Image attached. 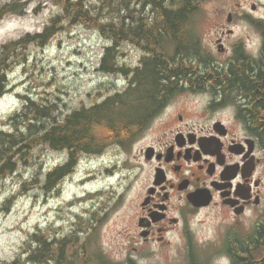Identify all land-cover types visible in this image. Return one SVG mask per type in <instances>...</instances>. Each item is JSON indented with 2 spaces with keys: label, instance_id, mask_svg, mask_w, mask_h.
<instances>
[{
  "label": "rangeland",
  "instance_id": "rangeland-1",
  "mask_svg": "<svg viewBox=\"0 0 264 264\" xmlns=\"http://www.w3.org/2000/svg\"><path fill=\"white\" fill-rule=\"evenodd\" d=\"M26 1L30 8L25 16L9 14L0 20V47L4 42L27 31L41 30L49 17L60 11V8L53 6L50 1ZM86 1L93 12L98 14L99 23L78 24L75 28L69 25L65 28L66 31L55 37L45 49L31 47L34 49L35 58L26 67L27 74L22 67L14 68L15 72L11 75L14 86L0 99V119L21 106L22 92L31 91L37 98L49 97L55 100L60 105L63 116L73 109L102 101L106 95L115 92V89H124L127 85L128 80L124 74L105 75L97 71L105 46L101 34H108L106 32L110 19L119 21L122 16L129 14L128 19L131 22L132 16L135 15L144 24H151V17L157 16V13L150 7H143L144 1L141 4L140 0H133L129 10L104 8L100 12L97 9L100 6H108L109 1ZM254 5L255 10L252 8ZM36 8L40 10L39 13L35 12ZM230 16L232 21H229ZM255 18H264V0L203 1L186 27L191 32L190 44L194 48L192 55L195 61L199 58L206 59L204 55L199 54L198 48L205 50L206 54L213 53L217 61H226L225 57L230 52L224 54L225 47L240 38L247 40V51L249 49L250 52H255L263 39L260 28L250 20ZM222 28L226 34L221 38L227 35L225 44L222 43L223 53L218 50L217 44ZM226 28L233 31L229 30L227 33ZM122 48L118 53L119 61L130 69L139 61L141 52L128 42H125ZM173 49L172 46L166 45L163 50L171 52ZM204 104V96L188 94L178 95L171 106H174V112L176 109H182L181 112L186 113L191 122H196L201 119ZM169 109L170 113H173L172 108ZM156 127V124L150 127L142 139L138 140V136L133 142V147L127 149L128 153L121 156L122 162L125 158L130 161L125 167L140 165L138 150L154 138L158 130ZM36 155L38 158L32 166L22 168L18 175L8 180L0 181V264H4L2 262L5 260H13L19 253L20 256L24 255L19 260L21 264H35L29 262L26 253L24 254L27 247L25 243L29 241L30 234L40 228L51 238L54 235L72 236L76 248L85 245L84 255L87 263L76 257L73 264H99L95 258L99 253L105 260L121 264L131 250L127 233L135 231L134 216L137 215V200L143 183L140 176L143 173L132 179L128 175L121 177V174L111 178L113 186H120L117 189L123 193L122 198L115 197V189L110 185L108 176L119 173L123 166L120 164L119 168H114L115 171L109 174L105 168L108 164L107 152L102 158L87 156L81 159L74 173L62 183L58 192L45 194L37 184L36 187L26 189L24 194H18L23 180L30 181L37 173L39 182H44L46 173L56 165L65 163L67 156L66 153L42 149L38 150ZM143 165L147 168L144 159ZM12 195L16 198L10 202L12 205L7 210L4 204L6 199L13 197ZM260 213L261 211L257 210V215ZM224 217L225 214L219 208L202 210L196 215L192 224L199 248L204 247L203 245L208 247V243L223 239ZM256 217L247 219L246 222L241 221V232L247 233ZM258 257L261 256L258 254ZM210 262L228 264L220 255L211 257ZM182 263V260H176L174 253L167 249L139 260V264Z\"/></svg>",
  "mask_w": 264,
  "mask_h": 264
},
{
  "label": "trees",
  "instance_id": "trees-1",
  "mask_svg": "<svg viewBox=\"0 0 264 264\" xmlns=\"http://www.w3.org/2000/svg\"><path fill=\"white\" fill-rule=\"evenodd\" d=\"M52 1L61 7L62 15L53 17L42 33L27 34L3 47L0 56V98L7 92L9 73L13 66L27 60V49L30 45L45 47L55 35L65 29V24L99 23L98 14L93 12L86 0ZM101 1H109L108 6H100L98 12L104 8L129 10L133 0ZM143 1V7H150L157 13L156 18L151 17V24H144L135 15L132 16L131 22L128 19L130 15L127 14L119 21L110 19L106 32L108 34H103L111 40L113 46L106 49L100 70L131 75L129 88L124 91L116 89V92L104 101L90 107L71 110L65 116H62L60 106L55 100L47 98L41 101L24 95V107L10 118V127L7 130L0 128V180L18 172L20 163L26 168L32 166L38 158L33 153L36 148L48 146L52 150L68 152L66 164L55 166L42 184L38 177L34 179L44 192L53 190L73 171L82 153H99L113 143L126 146L140 135L170 97L184 87L185 82L202 85L217 76L219 82H231V88L236 91L237 97H246L253 101L252 107L247 110L252 114L250 116L255 125L261 124L264 127V120L256 121L262 118L260 115H264V62L257 68L247 60H238L237 64L230 66L229 72L208 69L203 77L193 79V68L197 63L192 55L194 48L189 42L186 27L189 18L199 9L200 4L207 0H140L141 4ZM28 4L25 0L0 2V20L10 13L25 14ZM125 40L143 46L150 53L151 56L145 58L147 61L144 60V66L132 70L121 67L117 52L122 48V44L129 42ZM169 42L178 47L174 59L166 56L163 51L164 43ZM262 132L264 140V128ZM26 185L27 183L24 187ZM15 198L13 196L9 200ZM33 236L31 241L35 243V247L30 245L27 251L28 260L31 262L73 264L77 257L87 263L84 255L85 245L76 248L72 236H53L48 239L49 237L40 231ZM241 248V245L233 246L234 251ZM243 249L246 254L238 251L237 264H245L249 258L253 259L252 254H259L261 257L264 255V223L260 225L258 239L253 247L251 245ZM95 258L99 264H114L105 260L101 254L95 255ZM12 264L21 262L17 260ZM258 264H264V258Z\"/></svg>",
  "mask_w": 264,
  "mask_h": 264
},
{
  "label": "flooded vegetation",
  "instance_id": "flooded-vegetation-1",
  "mask_svg": "<svg viewBox=\"0 0 264 264\" xmlns=\"http://www.w3.org/2000/svg\"><path fill=\"white\" fill-rule=\"evenodd\" d=\"M237 60L243 61L244 56ZM193 69L196 80L203 77L207 67L196 64ZM218 79L219 76L213 77L202 85L185 82L183 87L219 94V101L208 99L205 103L204 111L210 113L212 109L215 117L208 119L202 114L200 120L191 122L182 109L174 112L173 103L169 104L154 123L158 128L154 138L138 150L144 185L137 200L135 231L127 234L128 243L137 255L174 249L175 255L185 258L188 248H194L191 215L219 208L225 214L227 232L241 221L254 219L257 209L264 206V148L257 140H262L264 127L255 125L247 110L253 101L246 97L231 98V82ZM236 107L245 110L242 114L245 122L233 113ZM260 116L264 118L263 114ZM262 118L256 121L262 122ZM194 192L206 193L212 198L210 204L196 205L191 199ZM185 234H189V241ZM233 238L243 248L255 243H241L234 233ZM223 241L219 239L216 243L222 246ZM243 248L239 250L246 254ZM239 250L231 251L236 259ZM245 264H253V259L249 258Z\"/></svg>",
  "mask_w": 264,
  "mask_h": 264
},
{
  "label": "bare ground",
  "instance_id": "bare-ground-1",
  "mask_svg": "<svg viewBox=\"0 0 264 264\" xmlns=\"http://www.w3.org/2000/svg\"><path fill=\"white\" fill-rule=\"evenodd\" d=\"M96 4V3H95ZM94 4V5H95ZM245 8H247V7H245ZM195 14V13H194ZM193 14V15H194ZM242 14V13H241ZM253 15V14H252ZM58 16V15H57ZM192 17V16H191ZM189 22H190V18H189V20H188V22H187V25L189 24ZM188 32V31H187ZM22 39V38H21ZM189 40V39H188ZM190 42V41H189ZM129 43V42H128ZM130 44V43H129ZM22 46V45H21ZM122 46H123V44H122ZM141 47V46H140ZM143 47V46H142ZM123 48H121V50H122ZM191 52V51H190ZM182 54V53H181ZM200 54V53H199ZM194 57V56H193ZM198 61V60H197ZM216 62H217V64L220 66V67H222V68H225V69H230V65H229V63H228V61H227V59H226V61H224V62H220V61H217L216 60ZM193 67V66H192ZM205 67V66H204ZM137 68V67H136ZM207 70H208V68H207ZM206 70V71H207ZM196 71V70H195ZM205 71V72H206ZM205 72H204V74H205ZM203 74V75H204ZM213 80V79H212ZM116 90V89H115ZM15 123V122H14ZM109 151V150H108ZM227 235H229L230 237H232L233 238V233L231 234V232L229 233V234H227ZM237 240V239H236ZM238 245H240V244H236V243H233V246L235 247V246H238ZM233 246H232V248L231 249H228V253L229 254H232V250H233Z\"/></svg>",
  "mask_w": 264,
  "mask_h": 264
},
{
  "label": "water",
  "instance_id": "water-1",
  "mask_svg": "<svg viewBox=\"0 0 264 264\" xmlns=\"http://www.w3.org/2000/svg\"><path fill=\"white\" fill-rule=\"evenodd\" d=\"M198 198V197H197Z\"/></svg>",
  "mask_w": 264,
  "mask_h": 264
}]
</instances>
